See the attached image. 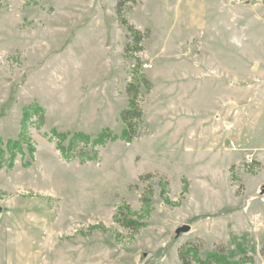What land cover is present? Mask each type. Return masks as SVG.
<instances>
[{"label": "rangeland", "instance_id": "1", "mask_svg": "<svg viewBox=\"0 0 264 264\" xmlns=\"http://www.w3.org/2000/svg\"><path fill=\"white\" fill-rule=\"evenodd\" d=\"M125 16L141 51L126 50L116 0H0V264H183L187 242L207 255L203 239L176 233L190 186L178 174L218 184V154L249 133L264 0H138ZM135 68L151 88L127 142ZM229 98L231 126L219 122ZM158 112L167 121L149 122ZM106 130L118 138L95 144ZM128 206L146 222L137 230L117 221Z\"/></svg>", "mask_w": 264, "mask_h": 264}, {"label": "crops", "instance_id": "2", "mask_svg": "<svg viewBox=\"0 0 264 264\" xmlns=\"http://www.w3.org/2000/svg\"><path fill=\"white\" fill-rule=\"evenodd\" d=\"M258 74L261 75L253 71V78H263ZM164 93L162 102L168 100L170 95L165 91ZM229 101L231 103L227 104L219 121L226 122L227 126H231L230 122H240L239 110L234 111V105L239 101L234 98H229ZM159 109L165 112L162 107ZM162 112H158L157 117L149 119V122L167 121V116L161 118ZM245 127L244 125L243 129ZM247 127L248 135L241 133L240 129L237 137H231L229 144L218 154L221 160L218 184L201 183L193 186L190 177L178 174L184 175L190 182L185 203L188 217L181 223L189 225L190 229L180 234L179 241L200 237L205 244L202 255L208 254L215 243L227 246V256L230 259H237L244 254L259 259L262 255L264 202L260 200L259 192L264 187V84L252 82V123ZM247 153L254 157V163L248 166L249 170L243 164ZM176 178L177 176L174 184L179 185ZM197 179L200 180V177ZM248 181L252 182L251 195H247ZM183 234L185 236L182 237Z\"/></svg>", "mask_w": 264, "mask_h": 264}, {"label": "trees", "instance_id": "3", "mask_svg": "<svg viewBox=\"0 0 264 264\" xmlns=\"http://www.w3.org/2000/svg\"><path fill=\"white\" fill-rule=\"evenodd\" d=\"M137 1L138 0H116V14L120 22L127 26L135 43V46L132 48L128 45L126 49L127 51L143 50V46L141 45V41L144 38L143 32L133 26L125 16V10L128 5L136 3ZM139 63L140 60H138V64ZM142 86L150 89L151 81L147 76L141 75L139 70L135 68L134 80L129 82L127 86V93L130 96L129 106L121 112V118L125 124L122 138L127 142L133 141L138 136V127L143 123L141 121H143L144 118V111L138 100ZM116 138H118L117 135L106 130L96 139L95 144H103L108 140H114ZM146 200L150 202V199ZM131 212L132 210L129 206L126 211L120 209L117 221L131 230H137L146 224L145 221L141 220V218ZM198 251L199 247L193 245L192 242L184 243L179 247V258L183 264H193L194 262L197 264H245L251 263L254 260V256L248 254H244L237 259H230L227 256V246L224 243H215L212 250L205 257L200 256ZM261 252L264 254V244Z\"/></svg>", "mask_w": 264, "mask_h": 264}, {"label": "built area", "instance_id": "4", "mask_svg": "<svg viewBox=\"0 0 264 264\" xmlns=\"http://www.w3.org/2000/svg\"><path fill=\"white\" fill-rule=\"evenodd\" d=\"M246 161L248 164H253L254 163V157L252 154H248L246 156ZM259 197H260V200L264 202V187L261 188L260 192H259Z\"/></svg>", "mask_w": 264, "mask_h": 264}, {"label": "water", "instance_id": "5", "mask_svg": "<svg viewBox=\"0 0 264 264\" xmlns=\"http://www.w3.org/2000/svg\"><path fill=\"white\" fill-rule=\"evenodd\" d=\"M189 229H190V226L187 225V224H184V225H182V226H180V227L177 228L176 233L177 234H180L181 232H186Z\"/></svg>", "mask_w": 264, "mask_h": 264}]
</instances>
